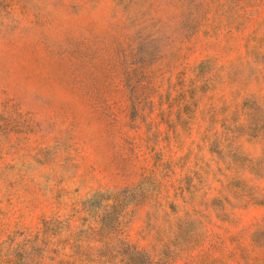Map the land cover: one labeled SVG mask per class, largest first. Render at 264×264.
Wrapping results in <instances>:
<instances>
[{"label": "rangeland", "instance_id": "obj_1", "mask_svg": "<svg viewBox=\"0 0 264 264\" xmlns=\"http://www.w3.org/2000/svg\"><path fill=\"white\" fill-rule=\"evenodd\" d=\"M0 264H264V0H0Z\"/></svg>", "mask_w": 264, "mask_h": 264}]
</instances>
